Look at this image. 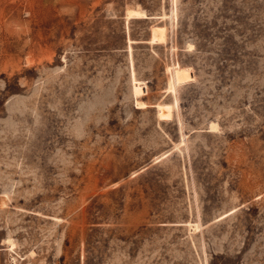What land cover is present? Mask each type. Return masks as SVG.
<instances>
[{
	"label": "rangeland",
	"instance_id": "obj_1",
	"mask_svg": "<svg viewBox=\"0 0 264 264\" xmlns=\"http://www.w3.org/2000/svg\"><path fill=\"white\" fill-rule=\"evenodd\" d=\"M0 264H264V0H0Z\"/></svg>",
	"mask_w": 264,
	"mask_h": 264
},
{
	"label": "bare ground",
	"instance_id": "obj_2",
	"mask_svg": "<svg viewBox=\"0 0 264 264\" xmlns=\"http://www.w3.org/2000/svg\"><path fill=\"white\" fill-rule=\"evenodd\" d=\"M134 11H130V14H132Z\"/></svg>",
	"mask_w": 264,
	"mask_h": 264
}]
</instances>
